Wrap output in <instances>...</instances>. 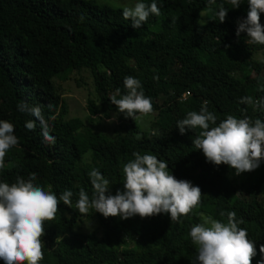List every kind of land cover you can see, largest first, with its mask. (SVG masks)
Returning a JSON list of instances; mask_svg holds the SVG:
<instances>
[{
	"label": "trees",
	"instance_id": "trees-1",
	"mask_svg": "<svg viewBox=\"0 0 264 264\" xmlns=\"http://www.w3.org/2000/svg\"><path fill=\"white\" fill-rule=\"evenodd\" d=\"M221 3L228 9L224 22L215 15ZM157 4L161 15L134 29L123 18V8L95 0H0V120L13 123L19 139L6 156L0 182L11 184L17 175L27 179L36 173L34 183L46 191L58 197L73 192L72 207L61 201L55 220L45 222L40 264H193L197 253L191 227L207 217L226 223L222 211H235L243 219L240 227L256 245L252 264L264 259L259 251L264 244V161L236 175L228 165L209 163L195 148L199 129L182 135L177 128V121L189 111L199 112L205 102L217 124L229 114L264 121V111L239 102L244 96L264 99V45L247 43V33L236 36L237 21L247 16V0L238 9L217 0L205 17L200 12L207 0ZM82 71L92 76L95 90L88 98L89 124L69 117L57 84ZM126 76L138 78L151 97L155 116L145 128L126 119L109 99L125 94ZM25 101L41 106L55 145L44 140L36 117L17 110ZM112 119L117 122L113 134L99 129V120ZM29 120L36 121L35 131L25 128ZM134 152L157 155L177 179L199 186L204 193L200 207L176 223L164 213L126 220L94 210L81 215L75 208L80 189L90 197L93 193L88 173L98 168L114 195L123 190L122 167Z\"/></svg>",
	"mask_w": 264,
	"mask_h": 264
},
{
	"label": "clouds",
	"instance_id": "clouds-1",
	"mask_svg": "<svg viewBox=\"0 0 264 264\" xmlns=\"http://www.w3.org/2000/svg\"><path fill=\"white\" fill-rule=\"evenodd\" d=\"M225 2L233 9L241 5V0ZM216 4L217 0H207L200 17L207 16ZM247 4L246 18L237 21L236 36L247 33V43L264 45V25L261 24L264 0H247ZM122 15L125 20L131 21L134 29H141L150 16L161 15V7L157 0H151V3L137 0L134 6H124ZM215 15L220 22L225 21L228 9L224 3L219 5ZM80 19L83 20V17ZM172 22L175 23V20ZM123 84L125 94L119 99L116 95L109 98L118 112L134 121L151 115L154 106L151 97L145 95L142 82L133 76H126ZM260 88L264 90V85ZM239 102L264 111V99L253 100L252 96H244ZM17 110L36 117L44 140L55 145L56 137L51 134V126L44 119L40 105L29 106L25 101L17 105ZM25 128L35 131L36 121H27ZM177 128L182 135L188 130L199 129L193 140L195 148L202 150L209 163L228 165L235 169L236 175L254 171L264 161V121L259 118L253 121L247 116L238 119L229 114L217 124L216 115L208 110L205 102L199 112L189 111L185 118L177 121ZM14 133L13 123L0 120V170L6 168L8 152L19 144ZM132 155L134 159L122 167L123 190L118 189L114 195L110 192V180L98 168L88 173L93 193L90 197L83 188L80 189L75 208L81 215L94 210L105 218L126 220L137 215L148 218L164 213L170 215L172 223H176L182 222L181 217L189 216L200 207L204 193L199 186L177 179L169 170L168 163L157 155L140 152ZM36 180L37 174L31 173L27 179L17 175L11 184L0 182V260L4 264H40L44 259L42 238L46 234L45 222L55 220L61 201L72 207L71 190H65L58 197L34 183ZM225 215L226 223L207 217L191 227L189 235L197 253L193 264L197 261L199 264H252L257 255L256 245L248 238L247 229L240 227L243 219L238 220L235 211L220 213L221 217ZM259 251L264 253V244L260 245ZM258 264H264V259Z\"/></svg>",
	"mask_w": 264,
	"mask_h": 264
},
{
	"label": "rangeland",
	"instance_id": "rangeland-1",
	"mask_svg": "<svg viewBox=\"0 0 264 264\" xmlns=\"http://www.w3.org/2000/svg\"><path fill=\"white\" fill-rule=\"evenodd\" d=\"M100 5H109L116 8H123L124 6H134L137 0H95ZM260 58H263L260 53ZM57 84L61 91L64 92V97L67 102L69 117H80L87 124H89L88 117V98L94 97L95 90L92 83V76L86 72H74L68 80L57 79ZM155 114L142 117L138 120L141 126L145 128L149 121L153 119ZM111 121V122H110ZM98 123V122H97ZM100 130L106 134H113V129L117 125L115 119L99 120Z\"/></svg>",
	"mask_w": 264,
	"mask_h": 264
}]
</instances>
